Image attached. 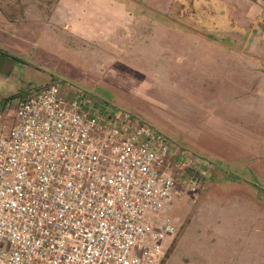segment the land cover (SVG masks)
<instances>
[{
  "label": "rangeland",
  "instance_id": "1",
  "mask_svg": "<svg viewBox=\"0 0 264 264\" xmlns=\"http://www.w3.org/2000/svg\"><path fill=\"white\" fill-rule=\"evenodd\" d=\"M26 1L48 28L19 61L0 46V100L54 82L157 128L183 192L160 264H264V0Z\"/></svg>",
  "mask_w": 264,
  "mask_h": 264
},
{
  "label": "built area",
  "instance_id": "2",
  "mask_svg": "<svg viewBox=\"0 0 264 264\" xmlns=\"http://www.w3.org/2000/svg\"><path fill=\"white\" fill-rule=\"evenodd\" d=\"M77 90L49 82L12 115L0 106V264H160L177 234L159 215L183 196L178 153ZM197 171L182 179L191 193Z\"/></svg>",
  "mask_w": 264,
  "mask_h": 264
},
{
  "label": "crops",
  "instance_id": "3",
  "mask_svg": "<svg viewBox=\"0 0 264 264\" xmlns=\"http://www.w3.org/2000/svg\"><path fill=\"white\" fill-rule=\"evenodd\" d=\"M20 5H3V2H0V46H8V48L11 50L12 53H17L14 57L15 61H19V57L22 56L25 52H29L30 49H27L28 45L36 44L37 38L36 35L45 32V29H47V18L48 15L44 14L42 18L44 17L43 24L37 20L35 17L36 15H32V6L28 5L26 0H21ZM42 9L39 10V13L41 14ZM33 13H35L33 11ZM44 13V12H43ZM42 13V14H43ZM53 19V10L51 9L50 13V21ZM37 25L39 27V32L35 34V37L31 38V30L32 27ZM20 26H25V30H27V27L29 28V31H22L21 33L16 32L17 28H20ZM36 26V27H37ZM34 27V28H36ZM14 28V29H10ZM51 30V29H50ZM28 33V35H24V33ZM1 58V57H0ZM2 59H0L1 62ZM14 61V62H15ZM5 62L7 64L13 65L11 60L5 59ZM27 93V92H26ZM21 95H18L16 98H20ZM2 103H5L4 100H0V106ZM11 106L12 102H10ZM189 194V192H188ZM182 199V198H181Z\"/></svg>",
  "mask_w": 264,
  "mask_h": 264
},
{
  "label": "trees",
  "instance_id": "4",
  "mask_svg": "<svg viewBox=\"0 0 264 264\" xmlns=\"http://www.w3.org/2000/svg\"><path fill=\"white\" fill-rule=\"evenodd\" d=\"M18 97V95H15V96H13V97H10V98H7V99H4V101H5V103H2V104H10V102L12 101V99H15V98H17ZM171 143H172V141H171ZM174 145V144H173ZM174 147V146H173ZM175 149V148H174ZM179 156V155H178ZM180 157V156H179ZM185 157H183L181 160H180V162L182 163V161H183V159H184ZM197 165V166H199L200 164H197V162L196 161H194V163L192 164L193 166L194 165ZM203 166L201 165V167H200V169L198 170V177H200V179H202L201 177V175L203 174V172H204V170H203ZM197 174V173H196Z\"/></svg>",
  "mask_w": 264,
  "mask_h": 264
}]
</instances>
